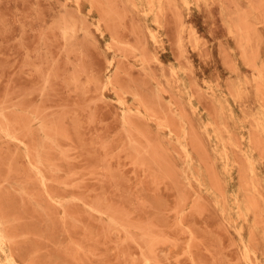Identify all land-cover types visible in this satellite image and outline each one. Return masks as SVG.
Returning <instances> with one entry per match:
<instances>
[{
  "label": "rangeland",
  "instance_id": "1",
  "mask_svg": "<svg viewBox=\"0 0 264 264\" xmlns=\"http://www.w3.org/2000/svg\"><path fill=\"white\" fill-rule=\"evenodd\" d=\"M0 264H264V0H0Z\"/></svg>",
  "mask_w": 264,
  "mask_h": 264
},
{
  "label": "bare ground",
  "instance_id": "2",
  "mask_svg": "<svg viewBox=\"0 0 264 264\" xmlns=\"http://www.w3.org/2000/svg\"><path fill=\"white\" fill-rule=\"evenodd\" d=\"M156 33V32H155ZM239 91V90H238Z\"/></svg>",
  "mask_w": 264,
  "mask_h": 264
}]
</instances>
